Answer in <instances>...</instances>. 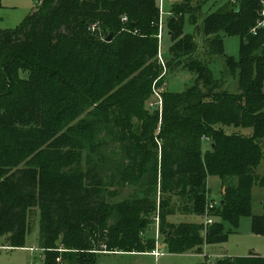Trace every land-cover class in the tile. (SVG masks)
I'll return each instance as SVG.
<instances>
[{"label": "trees", "instance_id": "trees-1", "mask_svg": "<svg viewBox=\"0 0 264 264\" xmlns=\"http://www.w3.org/2000/svg\"><path fill=\"white\" fill-rule=\"evenodd\" d=\"M192 3L173 8L166 66L158 57L156 0H43L17 28L0 32V237L7 246L26 247L35 209L46 264H95L99 253L153 251L158 240L143 242L142 234L156 218L169 253L201 252L206 243L228 239L226 223L237 226L252 215L254 184L264 188L257 171L264 161L261 0H225L204 20L209 57L224 54L226 36L241 37L240 59L226 58L237 76L235 92L195 57L196 41L184 32L183 19L200 12ZM180 67L198 73L197 80L183 93L162 90L161 107L156 88ZM85 111L100 116L106 131L119 130L125 168L112 170L105 185L100 168L84 157L99 124L73 118ZM228 127L252 132L229 133ZM210 175L238 180L212 209ZM117 183L140 195L116 200L119 193L108 186ZM178 213L217 219L168 220ZM253 218L255 231L264 232V213ZM217 263L264 264V256Z\"/></svg>", "mask_w": 264, "mask_h": 264}, {"label": "rangeland", "instance_id": "rangeland-1", "mask_svg": "<svg viewBox=\"0 0 264 264\" xmlns=\"http://www.w3.org/2000/svg\"><path fill=\"white\" fill-rule=\"evenodd\" d=\"M37 0H1L0 6V32L2 30H13L17 28L29 15L30 12L37 7L35 2ZM160 6V0H156ZM185 0H163V7L161 10V19L164 27L163 35L160 39V52L163 58L160 63L166 66V62L172 58L171 46L173 45L172 37L168 33L170 30L169 22L173 17L174 6L184 5ZM192 4L200 7V12L193 19L191 14L184 15V32L194 37L197 45L195 57L202 61H206L209 65L211 74L214 79L224 82L225 88L230 91L238 90L237 76H233L227 67V57H232L235 61L240 59V44L241 37L239 35H229L224 38V54L209 57L206 53L207 42L204 34V20L205 17L221 5L225 0H192ZM176 15V14H175ZM100 34L105 36L106 30H98ZM198 77V73L180 67L175 70H170L165 78L166 84L160 85L156 88L157 96H161L162 90L167 89L171 93H183L192 87ZM161 90V91H160ZM155 94V93H154ZM159 94V95H158ZM157 96H154V100ZM160 99V98H159ZM162 101V98L160 99ZM76 108V107H75ZM77 109V108H76ZM76 122L85 119H96L98 126L92 129V140L85 144L84 157L89 156L92 164H96L100 168V173L104 177L102 185H105L110 180L112 170H123L125 168L124 151L119 140V130L113 129L108 132L103 128V119L96 114L85 111L73 117ZM226 131L240 132L243 134H250L251 128H236L228 127ZM210 143L203 142V154L209 149ZM95 150V151H93ZM93 151V152H92ZM259 174H264V161L257 168ZM118 178V176L116 177ZM50 179H45L43 182L47 187H50ZM107 182V183H106ZM236 178L223 179L220 176L210 175L208 177V187L210 189L209 199L215 204H219L223 198L224 189L231 184H236ZM111 189H116L119 193L116 200H124L131 196L140 195V190L132 185L126 183H117L116 185L108 186ZM158 199L159 192L154 194ZM178 198L175 200L177 201ZM113 202V201H112ZM179 204V201H177ZM252 215L243 216L237 226L230 223L225 224V231L228 239L220 243H206L201 252L188 251L185 253H169L165 246L159 241L160 234L158 223L151 222L148 229L142 234L143 242H146L149 237H154L158 240L157 249L164 252L161 257H155L145 252H104L96 255L95 264H218L217 261L226 257H243L249 255L264 256V232L258 233L253 226V215H262L264 213V188L258 183L254 184L252 196ZM39 210L35 209L32 214L31 231L27 235L26 247H34L37 250L31 251L29 249L20 247L14 248L7 246L3 238L0 237V264H46L45 256L40 247V215ZM213 217V216H212ZM117 217L111 216L108 224H113ZM214 222L217 218L213 217ZM171 222H205L206 216H199L195 214H181L171 215L168 217ZM86 227H90L85 225Z\"/></svg>", "mask_w": 264, "mask_h": 264}, {"label": "built area", "instance_id": "built-area-1", "mask_svg": "<svg viewBox=\"0 0 264 264\" xmlns=\"http://www.w3.org/2000/svg\"><path fill=\"white\" fill-rule=\"evenodd\" d=\"M229 1H231V2H233V3H237L238 2V0H229ZM42 2H43V0H37L36 2H35V5H36V7H39V6H41L42 5ZM162 7H163V0H160V6H159V8H160V12H161V10H162ZM259 13H260V18H259V20H258V24H257V28L258 27H262V28H264V0H261V9H260V11H259ZM124 19H126V18H124ZM98 28V24L96 23V24H94L92 27H91V29H93V30H96ZM257 28H254L253 29V31H254V33H255V31H256V29ZM163 32H164V27H163V23H162V19H161V17H160V22H159V33H158V38H159V40L161 39V37H162V35H163ZM159 56H160V59H162L163 60V58H162V56H161V53H159ZM159 95V94H158ZM160 97V96H159ZM160 99H161V97H160ZM153 104V103H152ZM157 104H159L161 107H162V101L161 100H159V102L157 103ZM215 206H217V204H215L214 202H211L210 201V203L208 204V208L209 209H212V208H214ZM156 221H157V223H158V228H159V219L158 218H156ZM206 224H212L213 222H214V219H213V217L212 216H207L206 217ZM31 251H36L37 249L36 248H34V247H31V248H29ZM153 253L156 255V256H160V255H162L163 253L162 252H159V251H157V250H154L153 251Z\"/></svg>", "mask_w": 264, "mask_h": 264}, {"label": "crops", "instance_id": "crops-1", "mask_svg": "<svg viewBox=\"0 0 264 264\" xmlns=\"http://www.w3.org/2000/svg\"><path fill=\"white\" fill-rule=\"evenodd\" d=\"M205 141H207V142L210 143V141H209L208 139H206ZM23 248L29 249V248H27V247H23ZM30 248H31V247H30ZM29 250H30V249H29ZM154 250H157V251L161 252L160 250L157 249V246H156V248H155ZM154 250H153V251H154ZM153 251H146L145 253H149V254H151V255H154L155 257H161V256L164 255V252H162V253H163L162 255H160V256H156V255L153 253ZM193 252H194V251H193Z\"/></svg>", "mask_w": 264, "mask_h": 264}, {"label": "water", "instance_id": "water-1", "mask_svg": "<svg viewBox=\"0 0 264 264\" xmlns=\"http://www.w3.org/2000/svg\"><path fill=\"white\" fill-rule=\"evenodd\" d=\"M112 37H113V33L111 32L105 40L106 41H111Z\"/></svg>", "mask_w": 264, "mask_h": 264}]
</instances>
